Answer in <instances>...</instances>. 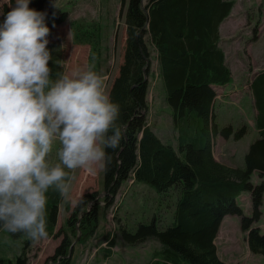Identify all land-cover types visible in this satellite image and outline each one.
I'll list each match as a JSON object with an SVG mask.
<instances>
[{"label": "trees", "instance_id": "obj_1", "mask_svg": "<svg viewBox=\"0 0 264 264\" xmlns=\"http://www.w3.org/2000/svg\"><path fill=\"white\" fill-rule=\"evenodd\" d=\"M143 1L121 0V14L126 7L127 38L123 63L109 97L119 105L116 123L123 129V139L119 149H105L111 161L105 162L103 169V196L100 199L102 192L98 191H82L76 199H82L83 203L73 207L67 219L70 232L61 228L55 233L62 198L49 189L46 231L48 237L61 236L62 239L43 264H71L74 238L84 245L96 234L100 211L103 209L102 214L106 215L122 184L129 179L149 184L158 193L175 188L179 194L173 221L166 228H159L154 221L139 224L134 233L121 228L126 243L139 244L148 239L159 242L160 247L148 264H228L218 255L215 240L224 217L231 214L241 217V228L247 234L251 252L264 259V231L254 225L262 216L264 183L252 181L255 173L264 177V71L257 73L250 83L259 137L245 154V167L225 165L213 155L216 136L238 140L247 131V125L238 130L232 125L220 128L214 112L217 93L213 86L232 81L225 52L220 46V26L231 14L235 2L146 0L147 4L143 5ZM11 3L14 4V0ZM29 8L46 14L49 35L53 25L62 23L68 16L66 11L49 10L46 0H30ZM8 12L5 4L0 24ZM73 36L75 43H89L97 51L95 37L99 38L100 28L95 24H76ZM146 36L156 51L165 101L171 108L177 132V149L163 143L148 125L147 75L151 63ZM244 193L251 196L250 216L244 214L238 203ZM0 231L4 230L0 228ZM8 235L13 240L24 237ZM22 242L21 253L14 258L0 256V264H27V250L32 241L27 238Z\"/></svg>", "mask_w": 264, "mask_h": 264}, {"label": "rangeland", "instance_id": "obj_2", "mask_svg": "<svg viewBox=\"0 0 264 264\" xmlns=\"http://www.w3.org/2000/svg\"><path fill=\"white\" fill-rule=\"evenodd\" d=\"M234 7L220 26V46L225 52L226 64L231 70L232 81L215 89L217 98L214 101L216 121L220 128L232 125L238 130L247 125L246 134L235 140L224 138L221 135L213 139V155L215 159L232 167H245V154L252 142L259 137L255 127L254 118L257 109L250 89V83L257 73L264 71V0H233ZM68 4V3H71ZM5 4L9 11L14 4L0 0V18ZM147 1H143V5ZM49 10L63 12L71 10L69 26L55 30L49 40L48 49L52 59L49 67L52 70L51 79L55 80L58 73H70L77 68H85L94 64V70L106 75L105 91L109 96L112 84L119 73L123 63L127 38L125 11L121 14V0H46ZM68 15V14H67ZM66 18V19H67ZM96 25L100 28L99 38L95 37V47L89 43L77 44L74 41L73 29L76 24ZM57 36V37H56ZM150 52V69L147 75L149 81V110L147 112L148 125L159 139L174 149H177V132L173 127L171 108L165 101L163 83L159 75V64L156 51L148 36L145 37ZM95 51V53H94ZM93 55V58H92ZM59 142L53 144V151L49 161L57 162L56 152ZM103 168L97 166L96 174L90 175L81 170L73 173L70 188V197L78 196L86 191L102 192L103 196ZM254 183H264V177L258 173L252 176ZM76 190L78 192H76ZM83 191V192H82ZM51 193H46L49 200ZM178 190L170 189L165 193H158L152 186L143 182L129 179L124 182L115 197L114 205L106 211H100V224L96 234L84 246L75 244L71 264H148L152 261L154 251L160 244L157 240L148 239L139 244L126 243L122 239V229L135 232L139 224H149L152 221L159 228H166L173 221L175 203ZM238 203L242 206L244 214H252L251 196L242 194ZM63 209L69 207V216L72 208L70 203L61 200ZM103 205V202H101ZM59 207V205H58ZM63 210V215L65 214ZM262 216L254 225L264 231V200L261 206ZM68 216V218H69ZM67 218V219H68ZM61 228L70 232L67 221L61 217ZM78 226V224H77ZM247 234L242 231L241 217L227 215L224 218L218 236L215 240L220 258L228 264H264V259L254 254L248 247ZM60 241H61V236ZM58 239V238H55ZM111 242H113L111 244ZM60 243V242H59ZM59 245V244H58ZM23 248V242H16L5 231H0V256L14 258ZM55 249L49 246L41 254L37 244H30L27 250L29 261L27 264H43ZM110 251L111 256H108Z\"/></svg>", "mask_w": 264, "mask_h": 264}, {"label": "clouds", "instance_id": "obj_3", "mask_svg": "<svg viewBox=\"0 0 264 264\" xmlns=\"http://www.w3.org/2000/svg\"><path fill=\"white\" fill-rule=\"evenodd\" d=\"M29 3L15 0L0 24V228L39 243L48 238L46 193L82 204L69 195L73 173L95 175L110 163L105 149L121 147L123 129L105 91L108 77L94 65L51 79L46 14Z\"/></svg>", "mask_w": 264, "mask_h": 264}, {"label": "crops", "instance_id": "obj_4", "mask_svg": "<svg viewBox=\"0 0 264 264\" xmlns=\"http://www.w3.org/2000/svg\"><path fill=\"white\" fill-rule=\"evenodd\" d=\"M68 4H71L72 5V2L71 3H68ZM70 14H71V10H68V17H70ZM230 16V15H229ZM69 22H70V19L69 18H67L66 20H64L62 23H60V24H54L53 25V32L55 31V30H57V32H56V34H58L59 32H60V29H66L67 28V25L69 26ZM223 23V22H222ZM58 28H60L59 30H58ZM52 32V33H53ZM52 35V34H51ZM51 35H49V36H51ZM57 37V36H56ZM217 87H221V86H214V88L216 89ZM81 172L83 173V171L81 170ZM70 207L71 208H73V206H71L70 205ZM63 207H62V205L61 204H59V208H58V215H57V221H56V229H59L60 227H64L65 228V226L63 225V224H61V226H60V219H61V217H64V219H66V221H67V218H68V216H69V211L70 210H64V212H65V214L63 215ZM67 224V223H66ZM23 239H27V237H23L22 239H19V240H15L16 242H21V240H23ZM61 239H62V237H61ZM59 242H60V237H58V239H55L53 236H51V237H48L46 240H42L41 242H39V243H33L32 242V244H37L39 247H40V253L41 254H43L45 251H46V249L49 247V246H51L52 247V250H54L57 246H58V244H59ZM84 246V245H83ZM74 248H75V246H74ZM219 254V253H218ZM108 256H111V254H109ZM220 256V255H219Z\"/></svg>", "mask_w": 264, "mask_h": 264}, {"label": "water", "instance_id": "obj_5", "mask_svg": "<svg viewBox=\"0 0 264 264\" xmlns=\"http://www.w3.org/2000/svg\"><path fill=\"white\" fill-rule=\"evenodd\" d=\"M72 250H73V245L71 246V248H70V253H69V256H71L72 255Z\"/></svg>", "mask_w": 264, "mask_h": 264}]
</instances>
